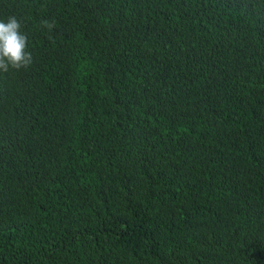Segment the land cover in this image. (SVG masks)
<instances>
[{
  "label": "trees",
  "instance_id": "16d2710c",
  "mask_svg": "<svg viewBox=\"0 0 264 264\" xmlns=\"http://www.w3.org/2000/svg\"><path fill=\"white\" fill-rule=\"evenodd\" d=\"M13 15L34 63L0 70V264H264V0Z\"/></svg>",
  "mask_w": 264,
  "mask_h": 264
},
{
  "label": "clouds",
  "instance_id": "9594fccd",
  "mask_svg": "<svg viewBox=\"0 0 264 264\" xmlns=\"http://www.w3.org/2000/svg\"><path fill=\"white\" fill-rule=\"evenodd\" d=\"M40 27L52 32L55 21L43 19ZM22 28V22L14 15L9 16L7 21L0 19V70L4 72L10 69L27 70L34 63L33 54L29 50L28 35ZM48 39L55 43L51 35Z\"/></svg>",
  "mask_w": 264,
  "mask_h": 264
}]
</instances>
